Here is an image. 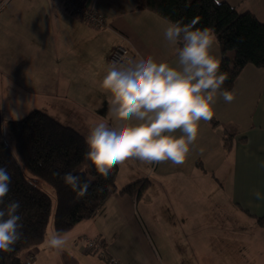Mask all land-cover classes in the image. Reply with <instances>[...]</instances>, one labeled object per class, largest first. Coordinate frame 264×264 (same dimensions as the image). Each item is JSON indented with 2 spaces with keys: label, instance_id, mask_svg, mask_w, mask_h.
I'll return each mask as SVG.
<instances>
[{
  "label": "crops",
  "instance_id": "1",
  "mask_svg": "<svg viewBox=\"0 0 264 264\" xmlns=\"http://www.w3.org/2000/svg\"><path fill=\"white\" fill-rule=\"evenodd\" d=\"M104 17L93 27L61 0H0V112L5 121L39 110L84 139L97 123L110 124L111 94L101 81L119 45L138 61L149 54L175 65L176 48L164 37L169 24L137 0H83ZM264 24V0H214ZM212 55L220 62L215 40ZM231 91L201 121L181 165H117V189L147 181L142 195L112 194L87 220L49 251L43 242L23 252L30 264H264V70L246 65ZM134 122V121H133ZM211 122L217 126L214 128ZM231 135L228 144L221 133ZM175 135L179 136L177 131ZM53 232L52 221L46 234ZM45 234V235H46ZM94 242L93 249L87 244Z\"/></svg>",
  "mask_w": 264,
  "mask_h": 264
},
{
  "label": "trees",
  "instance_id": "2",
  "mask_svg": "<svg viewBox=\"0 0 264 264\" xmlns=\"http://www.w3.org/2000/svg\"><path fill=\"white\" fill-rule=\"evenodd\" d=\"M137 9L181 26L212 31L221 55L219 71L227 76L223 89L231 91L246 65L264 70V24L249 12L239 13L214 0H137ZM211 124L217 126L215 122ZM221 138L228 144L231 135L222 132ZM87 150L78 132L42 111L32 110L19 120L9 121L0 112V168L11 177L5 202H20L18 214L23 223V236L14 251L0 252V264H30L20 256L43 242L49 221L53 231L66 233L78 222L92 218L112 194L135 199L142 195L147 181L117 189L118 167L114 166L107 177L101 176L85 158ZM25 173L51 189L55 196L53 209L51 197L29 181ZM66 174L86 191L84 196H78L65 183ZM258 222L263 224L264 216Z\"/></svg>",
  "mask_w": 264,
  "mask_h": 264
},
{
  "label": "clouds",
  "instance_id": "3",
  "mask_svg": "<svg viewBox=\"0 0 264 264\" xmlns=\"http://www.w3.org/2000/svg\"><path fill=\"white\" fill-rule=\"evenodd\" d=\"M164 37L170 45H179L175 65L152 54L128 63L113 61L100 82L111 94L108 112L112 121L89 128L84 155L101 176L107 177L114 166L130 158L149 165L183 164L199 123L212 120L218 97L225 103L235 98L233 91L222 88L227 76L212 55V31L169 22ZM64 180L78 196L86 194L67 174ZM10 183L7 170L0 168V252L14 251L23 236L20 202H5ZM254 196L264 199L259 190ZM67 243L62 230L46 234L43 240L50 252L62 250Z\"/></svg>",
  "mask_w": 264,
  "mask_h": 264
},
{
  "label": "built area",
  "instance_id": "4",
  "mask_svg": "<svg viewBox=\"0 0 264 264\" xmlns=\"http://www.w3.org/2000/svg\"><path fill=\"white\" fill-rule=\"evenodd\" d=\"M65 9L72 15L78 16L84 22L88 23L93 27H101L104 25V17L87 7L83 0H61ZM134 53L127 47L119 45L109 55V62L117 61L120 63H128L135 61ZM95 246L94 242L87 244L88 249H93ZM111 264H117L116 261L111 260Z\"/></svg>",
  "mask_w": 264,
  "mask_h": 264
},
{
  "label": "rangeland",
  "instance_id": "5",
  "mask_svg": "<svg viewBox=\"0 0 264 264\" xmlns=\"http://www.w3.org/2000/svg\"><path fill=\"white\" fill-rule=\"evenodd\" d=\"M4 133L7 136V132H6L5 128H4ZM25 175H26L27 179L29 181H31L36 187H38L39 189H41L42 191H44L45 193H47L51 197L52 209H53L54 205H55V196H54L53 192L51 191V189L46 184H44L40 180H37L36 178L30 176L29 174L25 173Z\"/></svg>",
  "mask_w": 264,
  "mask_h": 264
}]
</instances>
